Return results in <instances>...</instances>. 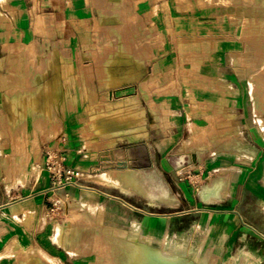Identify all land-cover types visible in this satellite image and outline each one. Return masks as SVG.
<instances>
[{
  "label": "rangeland",
  "instance_id": "obj_1",
  "mask_svg": "<svg viewBox=\"0 0 264 264\" xmlns=\"http://www.w3.org/2000/svg\"><path fill=\"white\" fill-rule=\"evenodd\" d=\"M155 3L156 12L142 13L143 17L130 14L124 22H118L117 16L110 27H97L95 36L90 38L92 43L82 48L95 53L94 58L79 60L76 75H70L68 62L57 57L56 46H29L12 55L19 58L12 59L7 66L4 106L0 108V162L7 157L12 162L9 175L2 172L1 179L16 189L23 187L26 199L29 189L24 187L32 177L42 176L40 160L46 168L47 154H59L58 144H64L63 133L76 106L90 125L87 136L91 139L87 142L91 143L86 144V149H113L115 157L121 159L113 167L115 172L134 169L124 160L131 148L127 134L146 133L148 118L140 116L144 108L139 106L141 100L147 104L155 100L149 116L152 122L155 117L157 128L154 123L151 125L156 129L155 167H148V155L139 152L141 165H136L135 170L149 172L154 168L172 195V204L177 205L182 190H189L199 200L201 189L209 181L227 176L231 184L224 179L221 197L207 203L232 199L234 183L245 176L242 170L252 167L249 176L256 177L254 189L259 196L247 204L231 206L246 214L250 225L235 227L229 219H221L201 226L198 217L190 215L174 220L171 231H164L162 225L160 231L153 233L141 224L145 235L156 236L162 242H187L205 264H264V0ZM200 14L205 27L220 30L219 35L194 30L200 26ZM165 30L169 37L165 38ZM224 62L231 68L220 66ZM165 101L172 102L177 109L185 105L196 113L200 132L209 136L212 154L204 156L202 150L198 153L195 148L174 151L172 155L165 152L162 144L170 131L165 122L171 114L164 108ZM118 128L127 130L117 133ZM237 139L259 151L253 155L239 151ZM141 146L142 142L134 145L136 149ZM168 158L173 167L168 166ZM221 164L229 170L220 171ZM97 168L98 174L106 170ZM45 174L49 175L47 170ZM92 196L48 193V216L39 224L32 218L13 222L10 234L15 235L18 226L22 235L39 229L55 243V250L46 253L15 246L9 255L25 264H60L59 258L64 257H72L78 264L118 262V250L105 236L103 225L81 211L82 199L91 200ZM122 217L105 213L103 223L131 231L133 221H139L136 215ZM59 227L71 245L58 243Z\"/></svg>",
  "mask_w": 264,
  "mask_h": 264
},
{
  "label": "crops",
  "instance_id": "obj_2",
  "mask_svg": "<svg viewBox=\"0 0 264 264\" xmlns=\"http://www.w3.org/2000/svg\"><path fill=\"white\" fill-rule=\"evenodd\" d=\"M143 1L148 2L142 3ZM155 2L156 0H124L122 3L120 0H0V108L4 106L3 87L5 76L8 73L7 66L12 59L19 58L12 55L19 54L21 49L29 46L35 48L44 47L46 44L50 47L56 46L57 57L68 62L70 75H76L79 60L94 58L95 53L83 51L82 48L85 44L92 43L90 38L95 36L97 27L102 29L110 27V22L114 21L117 16L118 22H124L126 16H130V14L136 13L138 17H143L145 13L156 12L158 6ZM203 21L200 14V26L194 30H198L200 34L209 32L213 34L212 36L219 35L218 31L220 30L205 27ZM185 31V29H181L182 33ZM154 34L156 36V33ZM164 36L165 38L169 37L170 33L165 30ZM165 59L167 58L165 57ZM223 65L226 69L231 68L225 62L220 63V66ZM219 69L221 68L219 67ZM219 73L228 75L227 72ZM141 103L142 106L139 107L144 109L139 114L141 117L148 118V123H146L148 130L144 135L136 132L130 133L139 139L136 142L127 143L131 145L129 146L131 148L126 153L127 158L124 159L134 169L136 165H141L142 157L137 153L143 152L144 155H148V167H155V158L153 157L157 154L156 121L154 116L153 122L149 117L152 115L151 109L155 107L156 102L154 100L147 104L145 100H141ZM76 107L77 110L68 119L63 133L64 144H58L57 149L59 157L66 159L65 167L76 168L81 172L75 185L54 187L49 175L45 174L46 168H44L42 159L40 160L42 176L40 178L32 177L30 183L24 187L29 189L26 199L23 198L26 193L23 187L16 189L14 186L8 185L0 175V264H25V261L9 255L15 246L46 253H52L55 250V243L51 239H47L48 235L39 229L22 235V230L18 226L16 234H10L14 227L13 222L18 224V221L32 218L36 224H39L48 216L45 211V197L51 191H60L69 197L80 196L82 198L86 195H93L92 199L104 205L106 213L109 215L118 217L121 215L125 217L129 214L136 215L141 224L149 231H154L153 233L160 231L162 225H164V231H171L174 220L190 215L197 216L201 226L205 222L220 221L221 219H229L235 227L250 225L249 217L232 209L231 206L235 208L237 205L247 204V201H251L254 196H259V192L254 189L257 188V179L254 175L249 176V173L254 170L252 167H245L242 170L245 176L240 177L234 183L232 199L214 203H207L209 201H205L201 196L198 200L196 195H192L189 190L187 192L182 190L181 193H178L177 205H173V201H160L134 191L121 189L119 186L108 185L99 181L98 176L104 172L115 171L113 167L121 159L115 157L116 153L113 149H106L105 152L94 146L86 149V144L91 143L87 142L91 139L87 136V129L90 125L87 118L79 113V106ZM164 108L171 113L165 122L167 126H170V131L164 136L162 144L165 152L172 155L174 151L187 152L186 150L189 148H195L200 153V145L184 146L185 141L191 135H200V119L196 118V113L187 109L185 105L177 109L172 102L168 103L167 101H165ZM245 121L242 120V123H247V120ZM153 123L156 129L151 126ZM139 130L142 132L141 128ZM146 136L147 138L143 139ZM141 142L143 146L137 150L134 145ZM254 149L259 151L257 148ZM7 158L0 162V174L4 172L9 175L10 170L7 173L4 167ZM166 162L169 164L168 166L173 167L171 158H168ZM224 165H220V171L222 169V171L229 170ZM98 166L105 167L104 170H106L98 174L96 173L99 169ZM152 171L156 172L154 168L149 169V172ZM255 171L257 170L255 169ZM171 172L174 173L173 169ZM228 177H224V179L231 184ZM170 196L172 197L171 194ZM213 204L222 206L220 208L209 206ZM180 208L182 209L178 210ZM250 208H252V204H250ZM71 259L72 257L59 258L60 264H78Z\"/></svg>",
  "mask_w": 264,
  "mask_h": 264
},
{
  "label": "bare ground",
  "instance_id": "obj_3",
  "mask_svg": "<svg viewBox=\"0 0 264 264\" xmlns=\"http://www.w3.org/2000/svg\"><path fill=\"white\" fill-rule=\"evenodd\" d=\"M262 122L264 123V121ZM117 131V133H122L125 129L118 128ZM135 136L127 134L126 139L133 143L139 139ZM208 137L205 131L200 132V135H191L185 141L184 146L200 145V150L203 151L204 156L212 154L208 147ZM237 141L235 143L237 142L239 151L248 152L252 155L256 153V150L251 148L252 146L246 145L240 139H237ZM11 159L7 158L5 160L4 167L7 173L10 170ZM98 180L108 185H119L125 190L134 191L148 197L150 196L160 201H174L157 172H139L135 169L126 168L116 172L103 173L98 176ZM224 186L225 180L223 178H216L209 181L201 189L200 196L205 201H210L215 198L219 199ZM80 208H82L81 211L83 210L87 215L92 216L98 224L101 223L103 225L102 230L105 236L114 243L113 247L118 250V262L116 261L113 264H205V261L200 260L198 257L195 247H190L187 242L181 243L174 240L171 242H162L156 236L145 235L141 223L138 220L133 221L131 231L106 226L103 223L106 208L96 200H86L83 198ZM62 229V227L58 228L57 241L60 245L69 246L72 242L66 238ZM156 244H159V246Z\"/></svg>",
  "mask_w": 264,
  "mask_h": 264
},
{
  "label": "built area",
  "instance_id": "obj_4",
  "mask_svg": "<svg viewBox=\"0 0 264 264\" xmlns=\"http://www.w3.org/2000/svg\"><path fill=\"white\" fill-rule=\"evenodd\" d=\"M46 170L54 187L75 185L81 172L76 168L65 167L66 159L53 153H48Z\"/></svg>",
  "mask_w": 264,
  "mask_h": 264
}]
</instances>
